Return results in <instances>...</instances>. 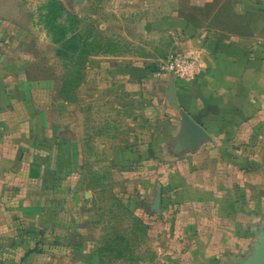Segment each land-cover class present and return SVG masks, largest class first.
<instances>
[{
  "label": "rangeland",
  "instance_id": "374dc122",
  "mask_svg": "<svg viewBox=\"0 0 264 264\" xmlns=\"http://www.w3.org/2000/svg\"><path fill=\"white\" fill-rule=\"evenodd\" d=\"M7 1L13 7L11 33L17 52L25 53L33 95L46 94L49 106L65 113V150L79 153L81 145V171L93 193L92 208L79 212L70 228H57L56 235L49 231V245L89 255L84 264H167L181 252L216 257L201 264H235L247 258L256 241L252 228L264 227V128L259 122L256 147L244 150L237 164L232 157L224 160L232 150L220 153L208 144L220 135V140L223 136L249 146L252 134L244 123L239 139L231 130L215 134L213 118L207 127L201 125L211 131L212 140L189 149L182 139L181 115L167 99L172 78L159 68L169 54L186 53L174 44V34L139 29L128 21L134 7L115 8L111 0H85L81 5L61 0L75 18L77 47L69 56H59L62 45L54 42L43 22L50 0ZM67 19L65 14L60 23L69 25ZM191 89L175 81L178 102L187 113L184 100L192 96ZM196 109L198 103L192 114ZM232 125L225 118L224 126ZM208 159L214 174L210 181L202 172ZM225 173L235 178L216 181V175ZM228 190L235 191L233 197L224 192ZM216 191L224 195L217 197ZM158 193L160 210H153Z\"/></svg>",
  "mask_w": 264,
  "mask_h": 264
},
{
  "label": "crops",
  "instance_id": "0c3cea01",
  "mask_svg": "<svg viewBox=\"0 0 264 264\" xmlns=\"http://www.w3.org/2000/svg\"><path fill=\"white\" fill-rule=\"evenodd\" d=\"M111 4L134 7L129 22L146 31L174 34L178 48L202 57L206 73L185 83L193 94L185 98L184 107L202 126L214 118L215 134L231 130L240 139L244 130L251 133L249 146L227 142L223 136L220 140V135L208 144L220 153L232 150L225 161L230 157L233 164L242 161L244 150L258 143L254 140L256 123L264 128L260 120V113L264 119V0H111ZM12 9L9 1L0 0V264H84L90 261L89 255L62 252L64 247L49 245L47 238L49 231L70 228L79 212L92 208L90 182L81 171L82 148L79 145V153L73 148L71 153L66 151L65 113L49 106L46 94L33 95L25 53L17 52L16 35L10 29ZM196 103L200 109L192 114ZM227 117L233 123L230 128L224 126ZM243 123L247 125L244 130ZM262 144L264 148V138ZM209 160L202 170L207 181L214 176ZM216 178L225 182L235 177L225 173ZM224 192L233 197L235 191ZM216 195L224 193L216 191ZM231 206L236 205L232 202ZM189 253L175 254L167 264L212 260L209 253Z\"/></svg>",
  "mask_w": 264,
  "mask_h": 264
},
{
  "label": "water",
  "instance_id": "95a60500",
  "mask_svg": "<svg viewBox=\"0 0 264 264\" xmlns=\"http://www.w3.org/2000/svg\"><path fill=\"white\" fill-rule=\"evenodd\" d=\"M75 4L81 5L85 0H73ZM167 99L171 107L177 110L181 115V123L183 126L182 139L185 146L189 149H196L203 141H211L209 133L191 117L178 102L175 91V79L172 78L168 86ZM161 194L158 193L153 210H160ZM256 233V241L253 244V250L247 258L234 260L235 264H264V227L255 226L252 228Z\"/></svg>",
  "mask_w": 264,
  "mask_h": 264
},
{
  "label": "trees",
  "instance_id": "16d2710c",
  "mask_svg": "<svg viewBox=\"0 0 264 264\" xmlns=\"http://www.w3.org/2000/svg\"><path fill=\"white\" fill-rule=\"evenodd\" d=\"M46 9L47 13L43 19L44 25L53 33L54 42L62 45V50L58 51V55L69 56V52L77 47L76 38L73 34L75 31V18L64 8L61 0H50ZM65 14L68 16L66 22H69V25L60 23ZM70 32L71 36L67 38Z\"/></svg>",
  "mask_w": 264,
  "mask_h": 264
},
{
  "label": "built area",
  "instance_id": "2783aa9c",
  "mask_svg": "<svg viewBox=\"0 0 264 264\" xmlns=\"http://www.w3.org/2000/svg\"><path fill=\"white\" fill-rule=\"evenodd\" d=\"M162 75L174 77L178 83H191L206 73L204 61L201 56L188 53H171L160 64Z\"/></svg>",
  "mask_w": 264,
  "mask_h": 264
}]
</instances>
